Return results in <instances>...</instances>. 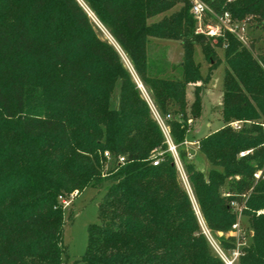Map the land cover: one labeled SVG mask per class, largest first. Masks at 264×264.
Segmentation results:
<instances>
[{
  "label": "trees",
  "instance_id": "trees-1",
  "mask_svg": "<svg viewBox=\"0 0 264 264\" xmlns=\"http://www.w3.org/2000/svg\"><path fill=\"white\" fill-rule=\"evenodd\" d=\"M204 1L217 15L229 12L264 29V0ZM83 2L119 49L79 0H0V264H67L62 199L89 186L105 194L100 223L89 226L78 264H226L203 233L165 135L119 51L159 112L174 115L169 124L180 147L188 115L200 117L202 86L220 63L210 37L196 33L188 0ZM152 38L181 43L182 76L168 75L176 68L169 70L165 58H152ZM227 40L226 124L199 140L212 168L206 175L187 161L185 149L181 158L220 250L228 256L238 249V264H264V53L260 61L231 33L216 45ZM197 44L211 63L205 77L195 59ZM191 84L195 98L189 103ZM107 150L113 166L106 171ZM234 202L243 206L252 232L240 250L243 238L227 234L237 221Z\"/></svg>",
  "mask_w": 264,
  "mask_h": 264
},
{
  "label": "rangeland",
  "instance_id": "rangeland-1",
  "mask_svg": "<svg viewBox=\"0 0 264 264\" xmlns=\"http://www.w3.org/2000/svg\"><path fill=\"white\" fill-rule=\"evenodd\" d=\"M82 6L84 7L86 13L91 18V20L102 30L104 38L108 39L112 44L119 49L118 44L109 33L107 28L101 23L98 19L97 15L83 2V0H79ZM182 3L178 4L173 10L169 11L167 14L171 13L182 7ZM211 8V7H210ZM212 11H214L211 8ZM192 13V12H191ZM216 14V13H215ZM164 14L153 17L149 20V22H155L160 20ZM217 15V14H216ZM195 17V16H194ZM196 27L198 26V19ZM205 22H215L219 24V20H217L213 13L210 12L204 16ZM246 21V20H245ZM248 39L246 42H242L243 47L247 50L252 51V53L258 57V59L262 60V54L264 53V29L258 27L256 22H248ZM221 26V25H220ZM221 35L210 37L209 41L216 48L217 54L219 57V65L213 69L211 72L210 78H206V83L202 86V90L200 95L202 97V107L203 111L199 118H192V115H188V122L190 124V129L187 134V138L184 143L179 147L177 146L180 160V168L177 167L180 179L182 181L183 186L188 191V194L192 200V204L194 210L196 212L198 221L200 223L201 229L203 233L206 235L207 239L211 243L213 247L218 251L226 264H238L239 262V251L230 252L228 256H226L219 248L218 239L208 227L205 217L201 211L199 203L197 202L196 196L193 192L191 184L188 179V174L185 168V163L181 158V149H185L188 153L187 161L195 163L196 167L201 169L207 175L209 170L212 168V164L207 159L206 155L200 150V142L199 140L218 130L221 126L225 125V121L222 116V105H223V92H224V74L225 69L227 67V62L225 58V50L227 47L228 40L224 43L223 46L218 47L217 41L219 37H225L227 33H231L230 31L220 27ZM233 34V33H231ZM155 39L152 41L150 47V53L152 58H165L169 65H173L176 68L175 72L169 73L168 75L172 77H180L182 76V70L180 67V63L182 61L183 56V47L179 41L176 40H168L162 38H152ZM158 40L163 41L159 43ZM121 53L122 60L124 62L125 67L131 72L134 81L137 84V87L140 89L142 97L149 104L153 116L156 120L155 112L158 111L160 116L165 120L167 127L170 129L169 124L170 119L174 117V115H165L159 112L157 105L154 103L149 91L143 84L140 77L137 75L131 61L126 57V55L119 50ZM182 54V55H181ZM195 59L198 63L201 64L202 73L207 76L210 72L211 63L208 59L205 58L204 52L200 44L196 45L195 49ZM164 60V59H163ZM120 85L121 81H117L113 92V100L112 106L118 107L119 99H120ZM194 85L188 86V99L189 103H192L195 96ZM180 117V116H179ZM158 122V121H157ZM238 124L237 127L235 124ZM231 125L235 128H240L242 126L241 120H232ZM172 139L173 135L171 133ZM177 145V144H176ZM173 155V154H172ZM162 157V156H161ZM113 166V159H107L105 163V170L107 171ZM228 184L226 183L222 191L227 193ZM105 194V188H99L95 186L86 187L84 190L79 192L78 190L74 191L70 195L64 196L63 204H64V217H65V228L63 235V242L67 248V253L69 254V260L67 264H78L77 261L80 260L86 252L88 241H89V232L88 228L91 224L100 223L99 218V204L102 197ZM244 208L241 206V209L236 208L237 213V221L231 228V230L227 234L237 235L238 237L243 238V243L239 244V250L244 245L249 244L252 239L251 235V227L249 222V217L243 212ZM225 233L223 231H219L217 233L218 236H222Z\"/></svg>",
  "mask_w": 264,
  "mask_h": 264
},
{
  "label": "built area",
  "instance_id": "built-area-1",
  "mask_svg": "<svg viewBox=\"0 0 264 264\" xmlns=\"http://www.w3.org/2000/svg\"><path fill=\"white\" fill-rule=\"evenodd\" d=\"M191 3V12L192 14L198 19V26L196 27V33L197 34H204L208 37L212 36H219L221 35L220 27L230 31L233 33L240 41L246 42L248 39V22L243 20L239 21L234 19L229 12H225L223 15H216L214 11L211 10L209 5L204 0H188ZM212 12L214 17L219 20V24H216L215 22H205L204 16L208 13ZM221 25V26H220ZM157 121L165 135L166 142L169 145V151L173 154L175 163L177 167L180 168V160H179V153L177 149V145L174 143L170 129L167 127L165 120L160 116V114L155 112ZM170 117V115H169ZM237 127L238 124H235ZM162 152L157 153L156 156L153 158V164L158 165L162 155ZM105 156L107 159H113V156L110 151H105ZM120 162L125 161V157L121 156L119 158ZM262 171H258L255 173L256 178H260L262 175ZM64 200V199H62ZM237 209H241V206H239L237 203H233Z\"/></svg>",
  "mask_w": 264,
  "mask_h": 264
},
{
  "label": "crops",
  "instance_id": "crops-1",
  "mask_svg": "<svg viewBox=\"0 0 264 264\" xmlns=\"http://www.w3.org/2000/svg\"><path fill=\"white\" fill-rule=\"evenodd\" d=\"M153 40H155V39H153ZM158 42H159V43H162L163 41L158 40ZM182 54H183V53H182ZM182 54H181V55H182ZM168 67H169V70H170V69H172L173 65H172V66L169 65V62L167 61V68H168ZM223 126H224V125H223ZM223 126H221V127H223Z\"/></svg>",
  "mask_w": 264,
  "mask_h": 264
}]
</instances>
